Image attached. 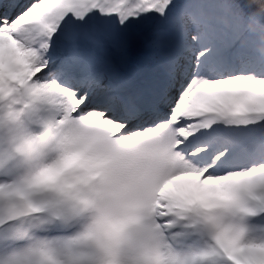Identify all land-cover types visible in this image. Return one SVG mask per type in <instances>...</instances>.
I'll use <instances>...</instances> for the list:
<instances>
[{"label":"snow or ice","instance_id":"6c2138e0","mask_svg":"<svg viewBox=\"0 0 264 264\" xmlns=\"http://www.w3.org/2000/svg\"><path fill=\"white\" fill-rule=\"evenodd\" d=\"M0 264H264V0H0Z\"/></svg>","mask_w":264,"mask_h":264},{"label":"rangeland","instance_id":"374dc122","mask_svg":"<svg viewBox=\"0 0 264 264\" xmlns=\"http://www.w3.org/2000/svg\"><path fill=\"white\" fill-rule=\"evenodd\" d=\"M149 54H152L150 50H149Z\"/></svg>","mask_w":264,"mask_h":264}]
</instances>
